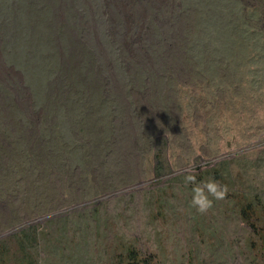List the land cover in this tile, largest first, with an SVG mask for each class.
I'll return each mask as SVG.
<instances>
[{
  "label": "rangeland",
  "instance_id": "1",
  "mask_svg": "<svg viewBox=\"0 0 264 264\" xmlns=\"http://www.w3.org/2000/svg\"><path fill=\"white\" fill-rule=\"evenodd\" d=\"M130 262L264 264V0H0V264Z\"/></svg>",
  "mask_w": 264,
  "mask_h": 264
},
{
  "label": "clouds",
  "instance_id": "2",
  "mask_svg": "<svg viewBox=\"0 0 264 264\" xmlns=\"http://www.w3.org/2000/svg\"><path fill=\"white\" fill-rule=\"evenodd\" d=\"M185 183L195 185L192 189L193 195L190 204L199 214L206 213L212 207L213 199H224L228 191L226 186H221L214 180L197 183L195 175L192 174L185 176ZM209 197H212L213 199H210Z\"/></svg>",
  "mask_w": 264,
  "mask_h": 264
},
{
  "label": "trees",
  "instance_id": "3",
  "mask_svg": "<svg viewBox=\"0 0 264 264\" xmlns=\"http://www.w3.org/2000/svg\"><path fill=\"white\" fill-rule=\"evenodd\" d=\"M244 215H245V212H244ZM129 264H133L132 262H130Z\"/></svg>",
  "mask_w": 264,
  "mask_h": 264
}]
</instances>
